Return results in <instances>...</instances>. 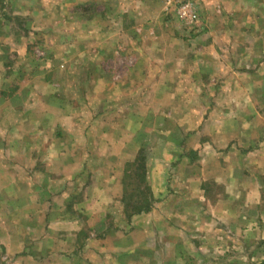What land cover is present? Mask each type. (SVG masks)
I'll return each mask as SVG.
<instances>
[{
    "label": "crops",
    "instance_id": "obj_1",
    "mask_svg": "<svg viewBox=\"0 0 264 264\" xmlns=\"http://www.w3.org/2000/svg\"><path fill=\"white\" fill-rule=\"evenodd\" d=\"M102 1L107 11L89 18L81 8L101 0H0L24 19L14 34L0 13V258L264 264V0H203L199 38L177 41L164 25L153 56L143 35L163 22L167 0ZM34 45L78 50L73 63L88 45L91 56L131 57L132 68L90 74L107 98L87 107L83 124L72 118L84 109L68 113L51 97L49 78L27 71ZM150 117V128L168 122L172 132L159 138L166 144L157 171H146L153 208L111 229L121 167L145 149L130 127L145 128ZM102 126L105 134L92 136Z\"/></svg>",
    "mask_w": 264,
    "mask_h": 264
},
{
    "label": "rangeland",
    "instance_id": "obj_2",
    "mask_svg": "<svg viewBox=\"0 0 264 264\" xmlns=\"http://www.w3.org/2000/svg\"><path fill=\"white\" fill-rule=\"evenodd\" d=\"M182 0H167L165 7L162 8V20L163 22L159 23L155 28L150 27L146 31V35H143V39L149 43V48L147 49V53H145L147 56H153L156 54L157 48H154V37L155 36V29L160 33L164 30V25L166 26V29L170 32L171 38L176 39L177 41L181 42H192L193 40H197L201 34V29L198 31L196 28L193 30H189L188 27L184 26L176 16V9L179 5V2ZM197 5V7L200 9L203 5V0H189ZM104 2L101 0V2L96 3L95 5L91 7L81 8V12H86L83 15L85 17H92L91 13L101 12L102 10L107 11V5L103 4ZM111 4V3H110ZM5 4L0 2V13H7V17H10L14 21L15 24V31L14 34H22L20 29L23 28L24 19L16 15L14 12L10 13L9 9L4 7ZM91 14V15H90ZM125 25L130 26L131 22L128 18L124 21ZM200 23V18H199ZM198 23V24H199ZM56 31H53V34H55ZM137 46V45H136ZM87 45L86 49V56L83 58V56H80L77 59L76 63H73L74 60L81 55V53H78V50H73L72 48H60V47H54V48H48L46 49V53L44 52V49L40 48V46L34 45L32 49L30 50V54L33 58L32 63L27 66V71H31L32 73L39 74L38 72H43L41 75L42 77H48L49 78V89L51 90L52 94L51 97H53L58 104L65 105V107L68 110V113H74L75 110L79 111L80 109H84L83 118L79 119L78 117L72 118L73 120L87 123L91 121V112L88 111V106L91 107L93 104H97L99 107L102 108V102L106 100L105 93L103 90L100 91L102 86H100L98 89H96L98 92H103L104 95L97 94L98 92H95V84L91 81L89 78L90 74H96L99 70L102 71V73L108 74V75H122L123 73H127L128 70L132 68V65L129 63L132 61L131 57H128L127 59H120L119 55H116L115 57L109 55L107 56V52L105 53L103 50L99 53L98 56H91V48ZM131 53L136 54L138 52V47L135 52L131 51ZM145 52V50H144ZM129 55V54H127ZM107 56V57H106ZM68 57L64 61V58ZM96 58L103 59L102 62L94 61ZM8 59H12V55L8 56ZM47 59L54 60L55 63L51 64L48 68L44 67V64L46 63ZM58 60V61H57ZM57 61V62H56ZM99 64V65H95ZM63 65V66H61ZM99 66V67H97ZM38 76V75H37ZM90 89H93L92 91ZM53 95V96H52ZM153 97H149V104L153 102ZM50 100V99H49ZM152 100V101H151ZM54 102V101H51ZM148 104V105H149ZM104 107V106H103ZM130 115L133 117H137V112H130ZM154 116V115H153ZM152 116V117H153ZM148 117V116H147ZM150 117L151 120L145 121L146 127L140 128L138 130L137 128L130 127V138L137 139L140 138L137 142L145 144V149L143 150L142 157L147 161V168L146 171H157V167L161 165L159 163V152L160 150H163L161 146H164L166 143L159 142V138L162 139L163 137H168V133H172L171 129L169 128L168 122L163 123L165 126L163 127H156V130L152 127L150 128L149 124L153 123V119ZM164 116H161L160 122H163ZM135 125V123H134ZM89 126V125H88ZM105 127L102 126L100 128L92 129V136L98 135L99 137L102 136V134H105L104 131ZM176 136L177 131L175 132ZM167 135V136H166ZM55 136H58V131L56 130ZM184 138L185 136L182 135ZM95 137V136H94ZM135 142L134 144H129L130 149L132 148H138V143ZM5 144V143H2ZM163 144V145H161ZM4 149L2 145V150ZM4 152V151H3ZM24 160V159H21ZM134 160V158L132 159ZM130 161H126L120 171L125 170V164ZM22 163H24L22 161ZM166 163V162H165ZM163 163V164H165ZM163 170V169H162ZM80 171H86V168H82ZM134 171V170H132ZM136 172V171H134ZM129 173V171H128ZM133 173V172H132ZM133 173V177H134ZM129 175V174H128ZM146 185L149 187L151 191V187L149 184V181L146 179ZM125 190L126 192L130 193L132 189H137L140 187L142 189V186L139 185L138 180L136 178L129 179L128 177H125ZM122 186H123V177H122ZM134 200V198H133ZM116 204L119 205L118 202ZM120 206V205H119ZM121 207H123L121 205ZM116 210V211H115ZM113 210L116 212L115 215L117 217V220H114L111 216V219L108 221V226L113 229L115 227H123L126 228L127 224V218L125 217L124 213L122 215L120 214V207L117 209V206ZM132 218V217H131ZM128 228V227H127ZM8 261L10 262L9 258H6L2 256L0 258V264H8Z\"/></svg>",
    "mask_w": 264,
    "mask_h": 264
},
{
    "label": "trees",
    "instance_id": "obj_3",
    "mask_svg": "<svg viewBox=\"0 0 264 264\" xmlns=\"http://www.w3.org/2000/svg\"><path fill=\"white\" fill-rule=\"evenodd\" d=\"M142 154L143 150L138 153V155L132 162H128L125 164L123 175V194L121 199L116 201L120 205L119 206L117 204V209H119L120 207V214L122 215V213H124L127 221H130L131 217L133 216L148 213L153 208V198L151 195V191L145 182L147 161L142 157ZM132 172L135 173L134 177L132 175ZM125 177H128L129 179L136 178L139 185L142 186V189L138 187L137 189H132L130 193L126 192L124 183ZM121 205L123 207H121Z\"/></svg>",
    "mask_w": 264,
    "mask_h": 264
},
{
    "label": "built area",
    "instance_id": "obj_4",
    "mask_svg": "<svg viewBox=\"0 0 264 264\" xmlns=\"http://www.w3.org/2000/svg\"><path fill=\"white\" fill-rule=\"evenodd\" d=\"M177 19L188 27L189 30L197 28L199 17L197 13V5L189 0H182L176 9Z\"/></svg>",
    "mask_w": 264,
    "mask_h": 264
}]
</instances>
